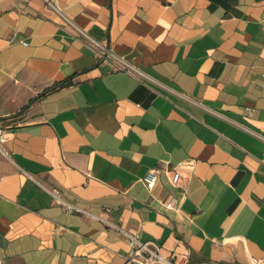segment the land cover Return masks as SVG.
I'll return each instance as SVG.
<instances>
[{"label": "crops", "instance_id": "obj_1", "mask_svg": "<svg viewBox=\"0 0 264 264\" xmlns=\"http://www.w3.org/2000/svg\"><path fill=\"white\" fill-rule=\"evenodd\" d=\"M56 1L143 75L45 0H0V264H125L134 232L264 264V0Z\"/></svg>", "mask_w": 264, "mask_h": 264}, {"label": "built area", "instance_id": "obj_2", "mask_svg": "<svg viewBox=\"0 0 264 264\" xmlns=\"http://www.w3.org/2000/svg\"><path fill=\"white\" fill-rule=\"evenodd\" d=\"M46 4L51 7L56 13L63 17L64 21L74 27L78 34L86 39V41L96 50L98 55L104 60L118 68L125 69L131 73L142 76L143 72L138 67L131 65L122 56L117 54L109 45L103 43L93 36H91L87 31L80 28L75 22L68 17L63 9L57 4L56 0H45ZM252 110V109H250ZM6 125L3 121H0V151L6 153L4 144L6 143L7 130ZM160 173V168L155 167L150 169L148 173L142 178L144 184L149 190H153L155 187ZM182 178V173L175 167L172 171L171 181L174 184L180 182ZM58 193V191H56ZM175 198H172L167 202V208H173L175 206ZM73 207H68L69 211H72ZM129 251L126 254L125 264H189L190 255L188 252L184 253H171L169 255H164L162 252V246L154 240H142L139 233H127Z\"/></svg>", "mask_w": 264, "mask_h": 264}]
</instances>
